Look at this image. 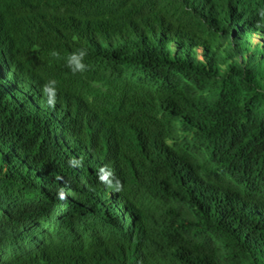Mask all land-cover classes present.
Wrapping results in <instances>:
<instances>
[{"label": "trees", "instance_id": "obj_1", "mask_svg": "<svg viewBox=\"0 0 264 264\" xmlns=\"http://www.w3.org/2000/svg\"><path fill=\"white\" fill-rule=\"evenodd\" d=\"M261 8L0 0V264H264Z\"/></svg>", "mask_w": 264, "mask_h": 264}, {"label": "clouds", "instance_id": "obj_2", "mask_svg": "<svg viewBox=\"0 0 264 264\" xmlns=\"http://www.w3.org/2000/svg\"><path fill=\"white\" fill-rule=\"evenodd\" d=\"M258 15L261 17L262 20H264V8H261L259 10ZM87 55H88L87 50L83 48L77 49L67 55L66 63L67 66L71 69L73 74L84 73L88 70V65L84 62ZM51 56L57 59L61 58L60 53L55 50L51 52ZM57 83L58 82L54 79L48 80L44 84L42 89V93L47 100L48 106L53 108L56 106V102H57V95H58ZM112 176L113 173L106 168H101L98 174V178L100 182L104 183L110 188L112 187V179H111ZM116 185H117L116 191H120L121 184L118 179L116 180ZM59 198L61 200L65 199V194L63 189H61L59 192Z\"/></svg>", "mask_w": 264, "mask_h": 264}]
</instances>
